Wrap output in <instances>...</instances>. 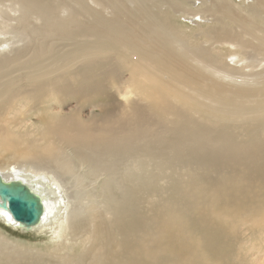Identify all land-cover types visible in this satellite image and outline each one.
<instances>
[{"label":"bare ground","instance_id":"obj_1","mask_svg":"<svg viewBox=\"0 0 264 264\" xmlns=\"http://www.w3.org/2000/svg\"><path fill=\"white\" fill-rule=\"evenodd\" d=\"M239 1L0 0V49H10L0 53V69L18 62L20 27L13 22L37 19L35 32L73 37L77 54L95 67H102L99 55L117 56L134 86L143 84L139 99L170 113L159 128L140 110L118 121L107 114L102 121L113 122L101 127L106 138L73 118L12 126L43 135L14 157L29 161V170L6 162L20 145L0 136L3 181L25 184L44 205L28 229L0 210V231L54 236L29 249L1 233L0 264H232L235 228L264 224V137L254 126L231 131L219 118L244 122L264 113V0ZM246 36H257L259 49ZM41 57L22 64L31 65L25 82L33 93L52 79L42 76ZM167 71L178 74L170 97L171 87L159 82ZM9 81L4 97L16 94ZM133 94L126 91L125 101ZM200 118H211L208 127ZM147 137L155 140L142 145ZM67 175L75 179L73 193L64 187Z\"/></svg>","mask_w":264,"mask_h":264},{"label":"rangeland","instance_id":"obj_2","mask_svg":"<svg viewBox=\"0 0 264 264\" xmlns=\"http://www.w3.org/2000/svg\"><path fill=\"white\" fill-rule=\"evenodd\" d=\"M200 7L202 9L204 5ZM197 11L198 10L193 9L191 13L195 14ZM179 16H181V14H179ZM20 17L21 14L18 13L15 19H19ZM183 17L193 19V15L191 14H185ZM179 22L182 25L185 24L184 19H180ZM13 23L18 24V27H20L19 42L15 46V49L20 50V53H18L19 56L15 58L18 59V62L11 64L9 67L7 66L0 69V136L3 139L14 140L20 145V147L12 149L10 154L13 158L17 154L20 155L23 152L22 150L27 148V142L39 139L43 135L33 129L29 131L23 130L22 133L19 134L16 130H12V126L27 125L37 127L42 123L44 120L43 118H47L48 116L58 121H60L61 118V121H64L65 118H73L89 126L94 125L92 127L96 129L94 133L96 138L108 137V131L103 132V128L101 129V127L107 128V126H111V122L113 121H118V119L121 120V118L126 119L125 117L123 118V116H129L128 118H130L136 113L135 110H140L143 115H150L152 123H154L157 128H159V121L170 119L168 109H157L156 106L152 107L146 100L139 99V95L142 92L141 86L143 84H141L140 87H138V85L134 86L133 79L129 77L130 70L127 69L128 67H126L124 63H121L114 54L108 55V58L99 55L105 61L95 58V61L102 65V67H95L90 64L89 56L85 57L84 54L83 56L77 54L76 48L78 41L73 37L68 38L35 32V29L42 27V23L37 19H30L28 22L24 23ZM178 25L180 26L179 23ZM186 26L191 28L192 24L190 25L187 23ZM0 38L3 40L4 36ZM246 38L252 42L255 48L259 49L260 41L257 36L254 38L246 36ZM202 41L203 40H198V42ZM37 48H39L40 52L35 51ZM9 50V48L1 47L0 53L6 54ZM40 54H42L40 58L41 65L47 67L43 68L45 71H42L41 74L45 78L52 79L44 85L42 90L33 93L25 82V76L30 72L31 65L22 64L27 63V61L32 60ZM262 54H264V52H262ZM177 79V72L167 71L159 74V82L172 89L170 92H166L169 97L173 94V88ZM7 81L14 85L16 94L4 97L2 95V90L4 83ZM179 88L183 89V86L180 85ZM53 89L58 93L56 94ZM130 90L133 91L134 94L126 102L124 95L126 91ZM59 91L61 92L59 93ZM53 93L57 96L54 97ZM107 114H110V119H114L113 121L109 120L108 124L102 121ZM200 116L203 118V115H199V117ZM202 118H200V122ZM211 118H206L207 122L204 121V118L203 121L208 123V119L211 121ZM219 118L223 119L231 126V131L235 130L239 132V130L247 128V126H254L260 131L259 136L264 137V113L254 114L249 117L248 121L244 122H239L236 119L235 121L222 117ZM210 121V125H213L216 120L214 122L213 120L212 122ZM204 122H201V124ZM206 123L203 125H206ZM210 125L209 127L213 128L214 125ZM156 127H151V133H158ZM206 127L208 126L206 125ZM99 128L101 130H99ZM95 129L93 128V130ZM129 134L130 130H125L122 131L121 135L127 136ZM154 140V137H147L141 141V144L145 145L147 141ZM37 145L38 144L33 146L37 147ZM64 152L63 150L62 153ZM13 158L8 157L7 159H9V161L6 160V162L15 165L21 163L27 167L30 166L27 170L31 168L32 164L29 161ZM80 168L81 167H78V169ZM62 178L65 180L63 181L64 187L67 186L69 188L68 192L71 190L69 193H73V191L77 189L76 187L72 188L76 184L75 179L71 175ZM68 185H70V187ZM0 226L3 228L5 225L0 223ZM10 229L11 230L7 228L5 231H0V234L2 233V235L8 237L15 245H26L25 247L29 249L30 247L36 248L39 245L41 246L38 248H42L47 245V243L50 244V242L54 240V236L51 238V236L48 235L49 232L43 231L37 235V233L21 232L20 230L15 231L14 229L12 230V228ZM231 233L232 232H227L224 236L228 237ZM229 256L232 264H264V224L254 225L252 222L240 223L234 230V243L231 246Z\"/></svg>","mask_w":264,"mask_h":264},{"label":"water","instance_id":"obj_3","mask_svg":"<svg viewBox=\"0 0 264 264\" xmlns=\"http://www.w3.org/2000/svg\"><path fill=\"white\" fill-rule=\"evenodd\" d=\"M0 210L7 211L24 228L36 226L44 214L41 198L19 181L6 184L0 176Z\"/></svg>","mask_w":264,"mask_h":264}]
</instances>
